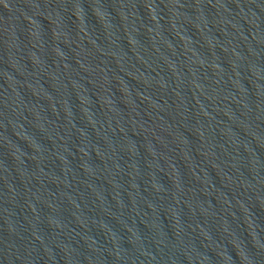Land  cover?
Returning a JSON list of instances; mask_svg holds the SVG:
<instances>
[{
  "label": "water",
  "instance_id": "obj_1",
  "mask_svg": "<svg viewBox=\"0 0 264 264\" xmlns=\"http://www.w3.org/2000/svg\"><path fill=\"white\" fill-rule=\"evenodd\" d=\"M0 264H264V0H0Z\"/></svg>",
  "mask_w": 264,
  "mask_h": 264
}]
</instances>
